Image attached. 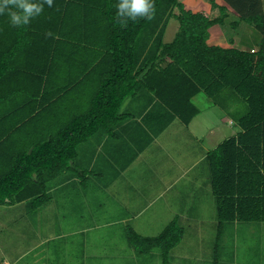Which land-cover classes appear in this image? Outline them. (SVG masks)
I'll list each match as a JSON object with an SVG mask.
<instances>
[{"label":"trees","instance_id":"obj_1","mask_svg":"<svg viewBox=\"0 0 264 264\" xmlns=\"http://www.w3.org/2000/svg\"><path fill=\"white\" fill-rule=\"evenodd\" d=\"M118 2L53 0L21 26L0 15V206L34 210L50 202V182L73 170L82 144L113 133L127 98L150 97L144 123L163 128L175 118L188 125L200 112L194 98L203 94L225 111L228 103L244 108L233 118L238 132L204 159L217 226L264 222L262 0H209L211 13L186 9L181 0H153L150 18L135 22L116 15ZM229 9L233 28L252 29L253 45H208L209 29L222 25ZM171 19L178 29L164 42ZM183 233L172 220L151 237L128 228L126 239L137 254L158 248L169 264Z\"/></svg>","mask_w":264,"mask_h":264},{"label":"rangeland","instance_id":"obj_2","mask_svg":"<svg viewBox=\"0 0 264 264\" xmlns=\"http://www.w3.org/2000/svg\"><path fill=\"white\" fill-rule=\"evenodd\" d=\"M181 1L186 9L193 12L204 10L211 13L209 0ZM216 1L223 4L222 0ZM262 2L264 9V0ZM215 14L216 12L211 15ZM235 17L229 9V16L224 20V23L217 25L219 27L216 25L214 27L216 28L214 35L218 37V43L227 48L238 44L241 40L246 42L248 39L251 40V37L253 38V31L248 29L246 24L240 23L237 28L231 26ZM157 23L159 22L157 21ZM154 29L156 27L150 28L146 32L148 33L147 43H149L153 34L151 31ZM177 29V21L171 19L164 35V42H170ZM143 35L140 36V39ZM255 41V39L251 40V44L253 45ZM138 45H136V50H143L146 43L143 42ZM201 95L194 99V104L200 109V115L187 129L182 124L172 127L165 134L164 140L162 139V150L155 147L150 149V151L154 150L153 153L147 150L145 154L142 152L124 170L129 163L125 161L126 157L122 155L120 157L108 156L106 153L111 144V139L107 140L106 145H104L102 138H91L86 144L80 146L78 156L74 160L75 166L82 169L84 174L80 175L79 171L71 169L52 180L49 184L50 202L34 210L28 209L25 203L1 205L0 264H4L2 262L4 257L10 264L13 262L14 264H162L161 252L158 248L152 249L146 254H137L126 239L128 228H132L142 236H156L172 220L180 225L178 221L186 214L179 211V205L173 212L162 213L157 209L160 203L156 202L157 200L152 202L147 210L139 212L143 208V203H149L151 200L149 198L144 200L141 196L138 200L134 196L133 193L140 194L139 191L144 186L139 177L141 174H145L149 168L160 169L162 166L159 164L154 165V167L148 164L146 158L158 159L159 156L163 155L162 151L164 153L166 151L167 156L177 159L179 163L183 159L187 161L198 158L203 150H212L222 140L233 136L238 131V126L236 124L231 125L229 122H233V118L235 119L244 111L241 105L229 103L230 110L225 111L212 104L203 94ZM125 106H127L126 103ZM129 107L133 110L138 108L134 102ZM123 110L124 105L121 107V111ZM123 134L119 135L121 137L116 141L120 145V149L128 155L131 146L122 136ZM180 143H182L183 151L182 147L179 146ZM192 143L196 148L194 154L184 149ZM131 144L133 146V143ZM156 151L158 154H155ZM158 169L156 170L158 171ZM162 169L165 173L170 174L171 178H175L179 172L178 169H174L171 163L168 166L164 164ZM157 171H151V173L155 174ZM206 173H208L207 166L203 162L186 177L191 187L200 186L196 192L202 188L197 196L196 193L192 195L194 203H198V211L193 214L200 215L203 220H208V222L218 223L214 198ZM66 177H73L74 179L67 181ZM183 182L184 179L181 180V178L175 181L176 187L174 189H178ZM148 183L151 184L152 182ZM152 184V187H148V191H157V187L154 186V183ZM148 195L151 198L157 196V194L152 195V193H148ZM160 197L165 198L163 195ZM161 198L159 200L162 202L163 199ZM170 198L169 196L166 197V199ZM189 199L191 200V197ZM164 204L167 208V201ZM241 230L239 225L233 226V224H227L224 227L223 224L221 227L215 224L203 226L200 230L202 238H212L208 247V252L210 250L212 256L209 254L202 255L201 260L204 264H212L210 261L215 255L213 252L218 231L221 234L217 241V248L219 253L225 255L222 258L219 255V264H222V260L227 261L233 250V239L234 245L242 248L246 244L241 239L237 240L236 237L246 236L249 238L261 234L257 230H245L243 233ZM189 240H192L191 237ZM252 240L249 244L256 245L257 240ZM39 242L44 243L38 245ZM24 253L27 254L14 261L17 256ZM56 257L59 259H55Z\"/></svg>","mask_w":264,"mask_h":264},{"label":"crops","instance_id":"obj_3","mask_svg":"<svg viewBox=\"0 0 264 264\" xmlns=\"http://www.w3.org/2000/svg\"><path fill=\"white\" fill-rule=\"evenodd\" d=\"M214 27L215 26L209 29V39L207 41L208 45H211V46L215 45V46H220L222 48H227L223 46L221 43H218L219 39L216 35H214V30L216 29ZM197 96H202V95L199 94ZM150 100H151L150 97L148 98L143 93L136 97L127 98L122 104V106L124 105L123 111H121L122 106L120 107V113L124 115V118L121 119L118 122V124L114 126L113 133L111 135H105V136L99 137V138H102L104 145H106L107 140L111 139V144L106 150V153L108 156L112 155L115 157H120L122 155L123 157H126L128 159V160L127 159L125 160L126 162H129V163H127V166L124 168V170L127 167H129L130 164L140 154H142V152L145 154L146 150L149 152L151 148H155V147H159L162 150V146H161V143L163 142L162 139L164 140L165 134L169 132V130L172 127H174L175 125L182 124L187 129L193 124V122L195 121V118L200 115V112H199V114L195 118H193L188 125L183 124L177 118L169 120L168 123L163 128H161L162 125L153 124V122L149 119L148 121H151L150 123H144L145 122L144 115L148 111V107L151 106ZM133 102L136 103L138 106V108L134 110L129 107L130 105H132ZM125 103L127 106H125ZM229 123L231 125H234L233 122H229ZM117 132L118 134H116ZM122 133H124L122 136L126 139L127 143L131 146V149H130V152H128V155L125 154V151L120 149V145L116 141L121 137V136L119 137V135H121ZM93 139H96V138H93ZM131 143H133V146ZM179 146L182 147V143H180ZM188 148L184 147V149L188 150L189 152L193 154L195 153L196 148L194 147L193 143L192 145H189ZM182 151H183V147H182ZM150 152L153 153L154 150H151ZM207 152L208 151L203 150V153H200V156H198V158L190 159L187 161L183 159L180 161V163L179 161H177V159H173L167 156L166 151L165 153L162 151L163 155L159 156L158 159L156 158L155 160H153L152 157H147L146 159L148 160L147 161L148 164L152 166L161 164L162 166L160 169L154 166L155 168H149V170L145 174H141L139 177V180L142 181V184H144V186L139 191L140 194L133 193L134 196L138 200H140L139 196H141L144 200L147 198L151 199L149 203H143V208L139 212H142L143 210H147V208L151 206V203L157 200L156 202H160L157 206V209L158 211L162 213L169 212V211L173 212L177 205H179L180 212L186 213L185 216L180 218V221H178L180 223V226L184 228V233H183V236L180 242L170 251L169 264H204V262L201 260V257H203L202 255L209 254L210 256H212V254L210 253V250L208 252V247L212 241V238L211 237L207 239L202 238V236L200 235L201 233L200 230L201 228H203V226H208V225L213 226V224L217 226V223H213V221L208 222V220H203L200 215L196 216L193 214L196 211H198L197 209L198 203H194V201L192 200V195L196 193V196H197V194L202 191L201 190L202 188L196 192V189L200 188V186L191 187L186 179L188 174L196 166L201 165L203 162L205 164L204 159H205ZM155 154H158V151H156ZM189 156L190 154L188 155V157ZM131 159L133 160L131 161ZM169 163L172 164L174 169L179 170L178 175L175 178H171L169 176L170 174L165 173V171L162 169L164 167V164L168 166ZM78 169L80 170L79 167H76V166L73 167L74 171H77ZM156 169H158V171ZM151 171H157L158 173L156 172L154 174V173H151ZM207 177L208 175H206V178ZM66 178H67L66 179L67 181L74 179L73 177L71 178L66 177ZM180 178L181 180L184 179V182L178 187V189H174L176 187V185H174V182L178 181ZM148 182L154 183V186H156L158 190L155 192H149L148 187H152L153 184L152 183L149 184ZM205 182H204V186H205ZM148 193L149 194L152 193V195L157 194V196H155L154 198H151L148 195ZM160 195H163V197L165 198H161ZM168 196L171 198L166 199V197ZM189 197H191V200L189 199ZM160 198L163 199L162 202L159 200ZM165 201H167L168 203L167 208L164 204ZM227 224H233V226L239 225L242 229L241 233H243L245 230L247 231L257 230L261 234L257 237L251 236L249 238H247L246 236L241 237V238L236 237L237 240L241 239L243 243L246 244V246L242 248L235 246L234 245L235 241L233 239L232 241L233 250L229 254L227 261L222 260V264H264V222L235 221V222L226 223L223 225V227L226 226ZM189 237H191L192 240H189ZM252 239L257 240L256 245H254L253 243L249 244V242L253 241ZM43 243L44 242H39L38 245H41ZM213 253L215 255L214 257H212L210 263L213 264L214 259L216 258L217 260L216 264H219V261H218L219 255L221 258L224 257L225 255L219 253L218 248L214 250ZM26 254L27 253L17 256L14 259V261L19 260ZM68 256L70 255L68 254ZM55 259H59V257H56ZM2 262L4 264H10L9 261L5 257L2 258ZM11 264H14V262Z\"/></svg>","mask_w":264,"mask_h":264},{"label":"clouds","instance_id":"obj_4","mask_svg":"<svg viewBox=\"0 0 264 264\" xmlns=\"http://www.w3.org/2000/svg\"><path fill=\"white\" fill-rule=\"evenodd\" d=\"M51 7L53 0H0V15L7 14L12 26L29 25L31 20L39 16L44 4ZM116 15L131 21L151 16L154 11L153 0H119Z\"/></svg>","mask_w":264,"mask_h":264}]
</instances>
